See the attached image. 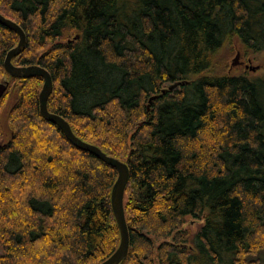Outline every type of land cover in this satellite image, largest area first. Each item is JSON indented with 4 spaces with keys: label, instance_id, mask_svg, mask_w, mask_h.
<instances>
[{
    "label": "trees",
    "instance_id": "trees-1",
    "mask_svg": "<svg viewBox=\"0 0 264 264\" xmlns=\"http://www.w3.org/2000/svg\"><path fill=\"white\" fill-rule=\"evenodd\" d=\"M0 13L26 34L12 62L52 77L48 110L125 156L121 264H264V75H229L220 58L233 39L264 51V0H0ZM17 39L0 25V75L19 87L0 146V264H98L119 238L117 173L42 119L41 78L6 74ZM187 217L202 221L194 233Z\"/></svg>",
    "mask_w": 264,
    "mask_h": 264
},
{
    "label": "water",
    "instance_id": "water-1",
    "mask_svg": "<svg viewBox=\"0 0 264 264\" xmlns=\"http://www.w3.org/2000/svg\"><path fill=\"white\" fill-rule=\"evenodd\" d=\"M0 25L13 31L18 37L17 44L6 53L3 60V69L6 74L10 78L17 79L41 78L43 85L38 94V109L42 119L58 127L72 146L93 155L104 164L115 169L117 176L111 188L110 205L119 232V244L117 249L107 259L98 264H121L126 259L129 249V232L124 213V192L130 175L127 164L115 157L107 155L98 146L80 139L74 134L66 119L48 110L47 101L53 89L51 75L46 69L38 65L21 66L13 64L12 60L19 56L26 47V34L17 22L4 16L2 13H0ZM238 57L239 54L234 57L232 66L238 64ZM183 83L185 82L172 83L167 89H162L160 94H164L166 91H173ZM8 85V80L0 83V99L4 95ZM158 97L159 95H152L148 99L147 111H149L152 102ZM141 125L142 122L138 124V127ZM131 137L132 134L128 136V143H130Z\"/></svg>",
    "mask_w": 264,
    "mask_h": 264
},
{
    "label": "rangeland",
    "instance_id": "rangeland-1",
    "mask_svg": "<svg viewBox=\"0 0 264 264\" xmlns=\"http://www.w3.org/2000/svg\"><path fill=\"white\" fill-rule=\"evenodd\" d=\"M76 37L77 36L69 34L67 38L64 39L63 41L66 42L68 40L75 39ZM44 51L45 49H37L34 51L33 54H35L38 57L42 55ZM237 54H239L238 64L236 66H232V60ZM220 58H221V65H222L221 68H223V71L229 75L246 74L248 77H251V78L264 75V51L257 53V54H248L243 50L242 45L236 39H233L231 44L221 53ZM13 63L16 64L17 62L13 61ZM4 80H8V78L3 73L0 75V83H2ZM42 85H43V82L41 81L39 83V92L42 88ZM169 85L170 84H164L162 89H167ZM18 88H19L18 84L16 85V83L11 82L7 90L5 98L0 103V146L7 144L9 140L12 139L13 134H15L16 132L10 121L9 110L11 109L12 105L17 99ZM74 126H76L77 130H80L79 131L80 134L84 136L83 140L88 143L94 144L97 141H101L103 139L100 133L99 135L91 134V132L88 129V126L83 121L77 122L76 125ZM48 132L49 131L46 130L44 133H41L44 139L47 137ZM127 146H130V143H128V138H127ZM43 148L44 147L42 146V143H40L38 148L35 149L34 153L40 156L42 155L44 156L46 154L53 155L54 157L56 156L55 150L52 149L51 151H47ZM68 157H72V154L69 153ZM118 158L122 161H125V156L118 157ZM64 159H65V156H64ZM127 204H128V195L125 194L124 196L125 208L124 209H125L126 218L128 217ZM201 224H202V221L193 220L192 218L187 217L185 219V224L182 226V229H187L190 233H194ZM118 244H119V238H118L117 246L115 249H117ZM155 247H157V244H155ZM155 264H157L156 261H155Z\"/></svg>",
    "mask_w": 264,
    "mask_h": 264
}]
</instances>
